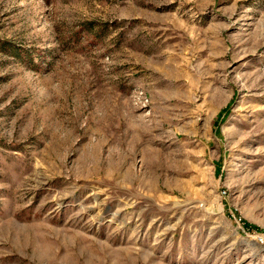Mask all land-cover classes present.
Wrapping results in <instances>:
<instances>
[{
    "label": "rangeland",
    "instance_id": "obj_1",
    "mask_svg": "<svg viewBox=\"0 0 264 264\" xmlns=\"http://www.w3.org/2000/svg\"><path fill=\"white\" fill-rule=\"evenodd\" d=\"M0 264H264V0H0Z\"/></svg>",
    "mask_w": 264,
    "mask_h": 264
}]
</instances>
